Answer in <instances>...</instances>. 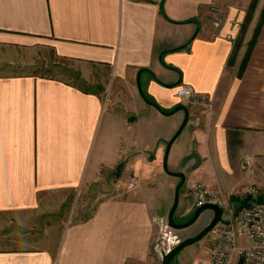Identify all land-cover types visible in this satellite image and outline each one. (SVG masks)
I'll use <instances>...</instances> for the list:
<instances>
[{
	"label": "crops",
	"instance_id": "1",
	"mask_svg": "<svg viewBox=\"0 0 264 264\" xmlns=\"http://www.w3.org/2000/svg\"><path fill=\"white\" fill-rule=\"evenodd\" d=\"M251 1L0 0V264H158L156 221L180 177L165 171L153 188L149 176L184 120L172 111L181 84L206 98L187 106L167 153L183 135L187 147L167 165L184 174L181 186L197 174L230 199L256 180L264 0L242 71L237 46ZM42 45L69 62L71 77L17 67ZM239 171L245 180L227 188ZM181 186L175 211L189 218Z\"/></svg>",
	"mask_w": 264,
	"mask_h": 264
},
{
	"label": "built area",
	"instance_id": "2",
	"mask_svg": "<svg viewBox=\"0 0 264 264\" xmlns=\"http://www.w3.org/2000/svg\"><path fill=\"white\" fill-rule=\"evenodd\" d=\"M219 23L220 18L214 20L215 25ZM176 94L189 107L206 103V98L188 84L178 86ZM134 185L135 179L131 177L127 186L132 188ZM189 195L194 207L212 202L222 209L221 220L208 232L206 264H264V194L258 186L245 185L233 195L234 199H222L205 182L195 181ZM156 223L153 250L162 257L180 239L166 217Z\"/></svg>",
	"mask_w": 264,
	"mask_h": 264
},
{
	"label": "rangeland",
	"instance_id": "3",
	"mask_svg": "<svg viewBox=\"0 0 264 264\" xmlns=\"http://www.w3.org/2000/svg\"><path fill=\"white\" fill-rule=\"evenodd\" d=\"M258 1L259 0L251 1V5H250L249 12L247 14V18L243 23L242 34L237 39V46L242 47L244 45L243 48H245V51L248 47L250 38H252L253 36L252 33L247 36L246 32L248 31L251 25V20H253L252 17H253L254 9ZM263 7L261 8V12H262ZM259 19L260 18L255 20L256 22L253 23V28H252L253 30L257 22L259 21ZM32 56H33V60H31L29 64L20 65V66L18 65L17 67L28 69V70H34L35 72L43 74V75H57L60 77H65V78L71 77L70 75H73L72 73L67 71L68 69L71 68V65H69V62L56 56L53 53L50 46L42 45L37 52L32 54ZM178 112H181V111H178ZM182 136L183 135H181V137H178V139H176L172 144V147H171V150L168 156V161H167L168 167L172 165V160L174 159V157H172V154L176 153L175 152L176 146L177 148L179 147L182 150H184L187 147V145L183 141ZM261 143H262L261 152L259 153V155H257L258 158H256L255 160L257 162L252 167L255 169V171L253 174H251V176H253L256 180H252L251 184H255L256 186H258L259 190L264 194V137L262 138ZM158 159L159 158L157 157L156 160ZM158 168L160 170V171L158 170L159 172L153 173L154 171L153 169V171L151 172L149 176V185L153 186V188H157L159 185H161V183L163 182L161 178L163 176H166V172L162 166V156H161L160 163H158ZM238 173L239 174L237 175L234 174L231 181H226L225 185L227 188L230 185L238 186L245 180V176H244L245 173L243 171H239ZM169 178H173V177H169ZM197 178H198V175L194 174L192 177L188 178L186 182L181 186L180 197L182 200L185 199V203L188 206H192V205L194 206V204H193V200L191 196L188 193L186 194L187 185L190 183H193ZM190 188H191V185H190ZM230 198L232 199V196ZM171 201H173V197L171 198ZM210 213H211L210 209H205L199 214L198 218L190 226L182 228V229L172 228V231L178 236L180 240L188 236L194 235L198 231H200L210 221V219H207V216H209ZM176 214H177V211H175L174 219L178 222L186 221L189 219V218H184V217L183 218L178 217ZM209 239H210V235L207 233L206 235H204L202 238L195 241L194 243L188 244L185 247H183L178 252L177 256L179 255L183 259H185L184 260L185 264H206L207 262L206 249L209 244ZM157 256H158L157 262L158 264H160L161 256L158 254ZM177 256H175L174 258H176Z\"/></svg>",
	"mask_w": 264,
	"mask_h": 264
},
{
	"label": "water",
	"instance_id": "4",
	"mask_svg": "<svg viewBox=\"0 0 264 264\" xmlns=\"http://www.w3.org/2000/svg\"><path fill=\"white\" fill-rule=\"evenodd\" d=\"M153 105L155 107L159 108L156 104H153ZM178 109L184 110L185 117H184L182 124L178 128V130L175 132V134L167 142V146H166V150H165L164 158H163V167H164L165 171L169 174L180 177V182L176 186L174 201L172 203L171 208L169 209V211L167 213V221H168V224L172 228L182 229V228L190 226L193 222H195V220L198 218L199 214L205 209H210L213 212V216L210 219V221L200 231H198L194 235L188 236V237L180 240L168 252L163 254L161 264H172V260L176 256V254L186 245L194 243L195 241L199 240L204 235H206L221 220V214H222V209L217 203L207 202L201 206H197L196 208H194L193 213L189 217L188 220L178 222L174 219V212H175V209H176L177 203H178L179 188L184 181V174L182 172H173V171H170L168 169V167H167V153H168L169 146H170L172 140L174 139V137L179 133V131L183 127V125L187 119V116H188V109H187V106L185 104L182 103V104L176 106L172 111H175Z\"/></svg>",
	"mask_w": 264,
	"mask_h": 264
},
{
	"label": "trees",
	"instance_id": "5",
	"mask_svg": "<svg viewBox=\"0 0 264 264\" xmlns=\"http://www.w3.org/2000/svg\"><path fill=\"white\" fill-rule=\"evenodd\" d=\"M257 26H258V25H257ZM257 28H258V27H257ZM257 28H256V30H255V35L253 36V38H252L251 40H249L248 48H247V50H246V52H245V55H244V57H243V59H242V62H241V64H240V71H242V70L244 69V67H245V65H246V62H247V60H248V56H249V53H250V50H251L252 44H253L254 41H255V36H256ZM232 198L234 199V196H233Z\"/></svg>",
	"mask_w": 264,
	"mask_h": 264
}]
</instances>
